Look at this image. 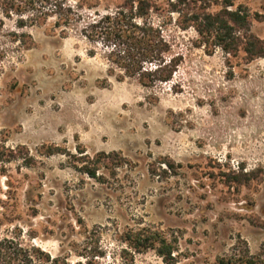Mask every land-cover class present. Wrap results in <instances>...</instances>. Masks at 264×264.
Returning <instances> with one entry per match:
<instances>
[{
    "label": "rangeland",
    "instance_id": "rangeland-1",
    "mask_svg": "<svg viewBox=\"0 0 264 264\" xmlns=\"http://www.w3.org/2000/svg\"><path fill=\"white\" fill-rule=\"evenodd\" d=\"M6 1L0 239L14 234L76 261L90 240L115 249L150 228L179 240L177 264H216L237 247L264 254V58L199 47L174 14L167 31L183 62L172 82L145 88L112 73L105 49L79 29L64 34L53 17L34 23ZM122 2L99 0L96 11ZM234 2L264 39V0ZM137 261L166 264L153 252Z\"/></svg>",
    "mask_w": 264,
    "mask_h": 264
},
{
    "label": "trees",
    "instance_id": "trees-1",
    "mask_svg": "<svg viewBox=\"0 0 264 264\" xmlns=\"http://www.w3.org/2000/svg\"><path fill=\"white\" fill-rule=\"evenodd\" d=\"M6 10L39 23L50 17L54 28L66 34L79 29L94 45L105 49L112 73L119 79H136L142 87L151 88L173 81L183 56L175 53L174 40L168 35L173 15L175 26L182 31L193 28L198 46L220 47L227 54L243 50L249 60L264 58V39L251 33L253 16L248 9L237 7L234 0H123L107 14L96 11L99 0H7ZM220 6L217 12L213 8ZM240 31L245 35L241 40ZM94 52H91L93 55ZM81 171L98 179V169L83 166ZM121 247L104 248L99 240H90L76 261L70 255L53 257L40 247L17 236L0 239V264H138V257L155 253L166 264L182 261L179 240L165 232L142 228L131 230L121 240ZM216 264H264V254L252 255L247 247L235 248L220 256Z\"/></svg>",
    "mask_w": 264,
    "mask_h": 264
}]
</instances>
